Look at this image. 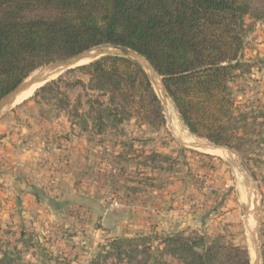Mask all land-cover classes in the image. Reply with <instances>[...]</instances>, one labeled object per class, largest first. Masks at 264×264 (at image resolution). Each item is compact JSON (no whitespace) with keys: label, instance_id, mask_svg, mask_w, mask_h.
Segmentation results:
<instances>
[{"label":"rangeland","instance_id":"374dc122","mask_svg":"<svg viewBox=\"0 0 264 264\" xmlns=\"http://www.w3.org/2000/svg\"><path fill=\"white\" fill-rule=\"evenodd\" d=\"M242 40L229 82L232 141L240 148H231L262 194L256 219L251 181L226 153L178 140L211 141L189 131L171 100L170 124L166 118L156 129L132 118L102 133L86 106L74 115L82 89H67L72 105L59 111L53 100H35L34 86L0 120V251L20 264H127L101 257L102 246L115 237L194 230L207 243L245 247L250 257L249 221L259 227L264 264V17H244ZM175 218L170 226L158 221Z\"/></svg>","mask_w":264,"mask_h":264},{"label":"trees","instance_id":"16d2710c","mask_svg":"<svg viewBox=\"0 0 264 264\" xmlns=\"http://www.w3.org/2000/svg\"><path fill=\"white\" fill-rule=\"evenodd\" d=\"M251 13L263 18L264 0H0V99L42 65L119 44L146 56L164 76L191 132L238 149L229 82L240 67L244 17ZM76 88L84 94L73 103L74 115L86 106L99 132L132 118L156 129L166 123L151 81L129 58L106 56L72 68L34 99L53 100L63 111L72 105L66 90ZM102 248L101 257L127 264H169V257L174 264H251L247 248L207 243L194 230L115 237ZM0 264L20 263L0 251Z\"/></svg>","mask_w":264,"mask_h":264},{"label":"water","instance_id":"95a60500","mask_svg":"<svg viewBox=\"0 0 264 264\" xmlns=\"http://www.w3.org/2000/svg\"><path fill=\"white\" fill-rule=\"evenodd\" d=\"M106 56H122L133 60L137 63L140 68L145 72L149 80L151 81L155 92L161 102V105L166 114V118L171 121L170 115L168 113V102L171 100L173 106L176 108V105L166 87L164 76L161 75L152 62L143 54L138 51L123 46L119 44H105L91 47L87 50H84L76 55L55 60L49 62L41 67L37 68L31 72L27 77L23 79L12 91L6 94L0 99V120L10 111H12L21 101L18 99L28 92L33 86H36L33 94L42 86L56 79L66 71L81 66L84 64L95 62ZM177 110V108H176ZM179 117L181 118L180 114ZM190 131V129H189ZM191 132V131H190ZM193 133V132H191ZM194 134V133H193ZM194 139L193 142H186L185 140L178 138V140L189 147L203 149V150H214L220 153H226L231 160V162L236 166L246 177L247 180H250L253 187L258 192V197L256 199V208H255V219L261 208L262 203V194L259 191L256 180L253 175L249 172L246 165L238 158L234 150L225 144H219L212 141H206L201 138H197L195 135H192ZM248 207V206H247ZM248 209V208H247ZM247 211V210H246ZM248 213V212H247ZM247 228L250 236L251 242V264H261V244L259 238V227L258 225L252 227L247 222Z\"/></svg>","mask_w":264,"mask_h":264},{"label":"crops","instance_id":"0c3cea01","mask_svg":"<svg viewBox=\"0 0 264 264\" xmlns=\"http://www.w3.org/2000/svg\"><path fill=\"white\" fill-rule=\"evenodd\" d=\"M172 217H174V215ZM173 220H177V219L175 218V219H172V220L170 219V220H158V221H160L161 224H164V225L168 224L170 226V225L175 223ZM123 221H125V220H110V222H112L113 224H116V225L122 224ZM132 222L135 223L136 225H139L140 227L142 226V220H132ZM177 226H180V225L177 224Z\"/></svg>","mask_w":264,"mask_h":264},{"label":"bare ground","instance_id":"6f19581e","mask_svg":"<svg viewBox=\"0 0 264 264\" xmlns=\"http://www.w3.org/2000/svg\"><path fill=\"white\" fill-rule=\"evenodd\" d=\"M168 113L170 115L172 114V107H171V105H170V107H168ZM183 140H185L186 142H193L194 139L191 136L185 134L184 137H183ZM207 151H209V152H217V151H214V150H207Z\"/></svg>","mask_w":264,"mask_h":264}]
</instances>
